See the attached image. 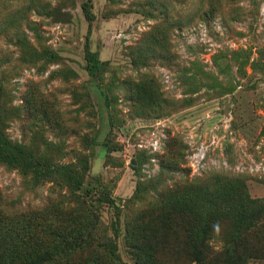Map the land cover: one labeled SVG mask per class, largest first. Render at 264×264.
Segmentation results:
<instances>
[{
    "label": "rangeland",
    "instance_id": "1",
    "mask_svg": "<svg viewBox=\"0 0 264 264\" xmlns=\"http://www.w3.org/2000/svg\"><path fill=\"white\" fill-rule=\"evenodd\" d=\"M86 1L0 0L7 133L54 162L90 155L86 182L108 186L121 205L120 253L135 264L127 227L178 184L237 175L264 198V0H93L91 47L108 62L100 82L107 99L85 69ZM32 49L59 60H38ZM142 81L154 83L157 103L133 96ZM65 193L0 166V204L11 212L43 209ZM96 209L109 226L111 210ZM228 230L213 232L203 264L225 263ZM181 241L178 251L157 254V264H196L195 245Z\"/></svg>",
    "mask_w": 264,
    "mask_h": 264
},
{
    "label": "trees",
    "instance_id": "2",
    "mask_svg": "<svg viewBox=\"0 0 264 264\" xmlns=\"http://www.w3.org/2000/svg\"><path fill=\"white\" fill-rule=\"evenodd\" d=\"M82 9L89 24L85 69L107 99L108 89L100 82L108 62L101 60L100 52L91 47L96 20L93 0L84 2ZM162 9L167 10L165 3ZM25 42L19 44L28 48L29 43ZM32 51L38 60H59L51 50ZM134 87L133 96L143 92L145 97L140 95V100L149 97L150 102L157 103L153 82L142 81ZM10 117L1 78L0 166L18 170L34 187L54 183L66 190V200L23 212H11L0 204V264H130L120 253L121 205L108 186L89 187L86 182L91 169L90 155L77 152L71 161L54 162L46 152L10 138L7 133ZM103 146L109 159L110 144L103 142ZM102 205L111 210L109 226L104 225L97 212L96 208ZM131 224L124 237L135 264H157L156 255L178 251L182 239L195 245L191 261L203 264L207 258L203 246H208L217 227L225 225L229 226V249L224 264H249L252 258L264 259V249L256 248L261 243L264 248V198H253L246 179L241 176L215 174L178 184L140 211ZM149 238H154L156 243Z\"/></svg>",
    "mask_w": 264,
    "mask_h": 264
}]
</instances>
